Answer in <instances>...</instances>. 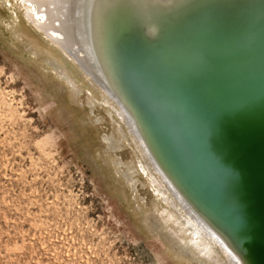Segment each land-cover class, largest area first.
<instances>
[{
	"label": "rangeland",
	"instance_id": "1",
	"mask_svg": "<svg viewBox=\"0 0 264 264\" xmlns=\"http://www.w3.org/2000/svg\"><path fill=\"white\" fill-rule=\"evenodd\" d=\"M44 21L0 0V264H236Z\"/></svg>",
	"mask_w": 264,
	"mask_h": 264
},
{
	"label": "water",
	"instance_id": "2",
	"mask_svg": "<svg viewBox=\"0 0 264 264\" xmlns=\"http://www.w3.org/2000/svg\"><path fill=\"white\" fill-rule=\"evenodd\" d=\"M213 3L221 6L199 18L241 9L249 16H264L258 8L264 0H209L201 9ZM250 18L223 31L198 34L185 44L184 38L177 39L169 51L140 49L137 56L152 88L149 107L155 114L156 137L178 160L174 176L168 174L247 264H264V19ZM120 29L113 34L117 42ZM131 40L146 47L165 44ZM124 57L129 61L130 53ZM118 68V80L133 105L127 75L125 80ZM216 206L249 247L217 216Z\"/></svg>",
	"mask_w": 264,
	"mask_h": 264
},
{
	"label": "bare ground",
	"instance_id": "3",
	"mask_svg": "<svg viewBox=\"0 0 264 264\" xmlns=\"http://www.w3.org/2000/svg\"><path fill=\"white\" fill-rule=\"evenodd\" d=\"M24 1L37 5L39 11L45 15V21L40 24V27L45 31H54L60 34L59 43L65 49L75 52L71 53L81 64L82 69L91 74L92 78L107 91L109 96L120 104L121 108H123L122 110H125V112L123 111L125 118L130 117L128 114L132 113L134 115L135 122L133 123H135V128L139 129L140 140L144 142L142 149L146 148L143 150L148 151L146 154L149 153L151 162L156 165L154 167H160L159 173L161 172L164 179H168L169 186L172 187L174 185L176 189L178 188L176 192L173 187L172 190L174 189L175 194L179 193V199L183 205H186L185 208L189 209L190 212L193 211V206L179 190V188H182L180 182L177 180L174 182L168 174L169 171L174 176V172L176 173L178 168V160L171 155L172 152L167 148L166 143L164 141L161 143L156 137L155 114L150 111L151 108L149 107L152 88L148 87V72H144L143 61H139L137 55H139L140 49L148 52L152 50H158L159 52L169 51L170 49L167 48L174 46L177 39L184 38L185 44L191 42L198 34L223 31L232 25L246 22L245 19L248 20L249 17H251V20H261L264 19V16L261 17L258 13H253V15L250 14L251 16H249L241 9L199 18V16L209 11H214L221 6L213 3L208 9H201V4L209 0ZM258 8H261L264 12V3L259 5ZM133 22L137 23L141 33L137 34L135 32ZM120 28L123 30L128 28L129 31L122 32ZM171 28L173 29L170 30ZM117 29L121 30L118 33L119 42H117L118 40L116 41V38H113V34ZM131 30L134 32H130ZM133 38L144 43L149 42L152 45L165 44L146 47L131 40ZM116 46H118V54L114 52V49H117ZM70 51L67 52L70 53ZM126 52L130 53L129 61L125 60L124 55ZM119 66L123 78L126 80L127 75L129 80V96L133 105L128 101L121 82L118 80L117 72L119 74ZM132 114L131 116H133ZM131 118L128 120L131 121ZM135 128L133 129L135 130L134 134L136 133ZM138 133L135 135L137 136ZM162 160L165 164L162 163ZM155 169L158 170V168ZM175 194L174 196L177 197ZM214 209L217 216L227 224L230 232L237 240L239 239L247 245L248 242L244 236L229 222L223 214L224 212L220 209L218 210L217 206ZM190 212L188 211V213ZM198 214H196L197 216L195 213L194 215L192 214L191 218L207 229L210 235H215V242L223 246V250L230 260L236 264H247L235 250L233 244L222 233L212 227L200 213ZM247 246L249 247V244ZM251 251L255 257L259 256L254 249Z\"/></svg>",
	"mask_w": 264,
	"mask_h": 264
}]
</instances>
